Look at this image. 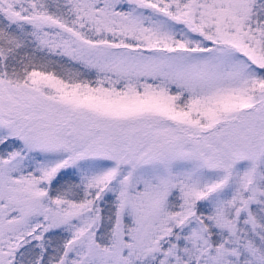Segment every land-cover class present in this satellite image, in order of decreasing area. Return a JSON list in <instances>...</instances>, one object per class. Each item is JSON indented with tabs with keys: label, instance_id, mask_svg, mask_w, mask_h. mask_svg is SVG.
<instances>
[{
	"label": "snow or ice",
	"instance_id": "snow-or-ice-1",
	"mask_svg": "<svg viewBox=\"0 0 264 264\" xmlns=\"http://www.w3.org/2000/svg\"><path fill=\"white\" fill-rule=\"evenodd\" d=\"M0 264H264V0H0Z\"/></svg>",
	"mask_w": 264,
	"mask_h": 264
}]
</instances>
